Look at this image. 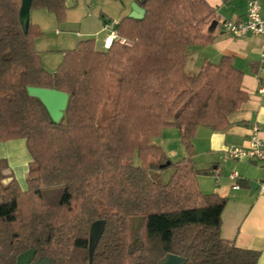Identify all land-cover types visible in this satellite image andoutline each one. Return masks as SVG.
I'll return each mask as SVG.
<instances>
[{
    "label": "trees",
    "instance_id": "1",
    "mask_svg": "<svg viewBox=\"0 0 264 264\" xmlns=\"http://www.w3.org/2000/svg\"><path fill=\"white\" fill-rule=\"evenodd\" d=\"M137 2L145 17L117 25L131 45L100 50L82 39L50 72L35 48L41 30L21 23L22 0H0V142L25 139L32 157L26 189L0 158V264L30 249L34 261L89 264L90 228L101 219L93 264H160L169 253L185 264H257L259 251L222 237L227 198L202 191L194 163L199 127L226 129L249 98L233 56L186 71L189 47L214 40L206 25L216 9L207 0ZM33 7L59 19L67 8L66 0ZM30 86L68 93L64 119L55 122ZM172 126L187 151L177 162L152 141ZM168 169L166 182L152 177Z\"/></svg>",
    "mask_w": 264,
    "mask_h": 264
},
{
    "label": "crops",
    "instance_id": "2",
    "mask_svg": "<svg viewBox=\"0 0 264 264\" xmlns=\"http://www.w3.org/2000/svg\"><path fill=\"white\" fill-rule=\"evenodd\" d=\"M207 2L216 9L215 17L206 25V32L214 40L206 46L189 47L186 70L197 74L205 60L218 63L223 55L233 56L235 65L244 73L243 86L249 98L229 115L226 129L214 130L205 125L199 127L194 138V163L201 170L198 180L202 191L207 194L218 193L227 198L222 213V237L239 248L259 251L257 264H264V194L259 192V184L264 182V163L247 158L233 159L227 154L230 146H246L249 143L255 124L259 126L260 135L264 138V95L258 91L259 78L262 75L261 38L256 35L232 38L219 30L223 20L239 21L245 18L248 0ZM130 11L132 10H126L124 16ZM116 21L119 22V19ZM104 47L106 49L105 40ZM177 131L175 135L179 136L181 133ZM183 154L181 159L187 156L185 152ZM0 158L8 160L19 184L26 189L29 164L32 161L26 140L0 142ZM215 170L220 172L219 184L213 174ZM233 171H238L241 175L240 187L237 189L233 188L234 180L230 178ZM9 180H5V183ZM34 257L35 250L30 249L17 257L16 264H33Z\"/></svg>",
    "mask_w": 264,
    "mask_h": 264
},
{
    "label": "rangeland",
    "instance_id": "3",
    "mask_svg": "<svg viewBox=\"0 0 264 264\" xmlns=\"http://www.w3.org/2000/svg\"><path fill=\"white\" fill-rule=\"evenodd\" d=\"M133 2L134 0H66L67 8L63 19H59L48 8L33 7L31 23L37 24L42 32L36 37L34 43L35 48L41 54L44 68L50 72L56 71L63 61L65 51L77 47L78 42L82 39L93 38L96 47L104 50V40L108 35L104 21L121 20L126 10H132ZM129 42L128 45H131L132 41L129 40ZM109 113L108 107L103 108L99 122L105 121ZM165 129L159 136L154 137L153 143L161 145L171 161L177 162L181 160L184 152L187 155L181 134L175 135L178 133V127L172 126ZM135 163L140 164L138 157L135 158ZM172 171V169H168L154 172L152 177L158 182H166Z\"/></svg>",
    "mask_w": 264,
    "mask_h": 264
},
{
    "label": "built area",
    "instance_id": "4",
    "mask_svg": "<svg viewBox=\"0 0 264 264\" xmlns=\"http://www.w3.org/2000/svg\"><path fill=\"white\" fill-rule=\"evenodd\" d=\"M264 0H248L246 7V15L244 19L239 21L223 20L221 21L219 30L231 36L232 38H243L248 35H256L261 38L260 50V73L258 91L264 95ZM118 22L116 20L105 23V28L108 30V35L105 39V46L109 48L115 42L122 44H130L129 40L119 35L117 31ZM253 132L249 143L246 146L232 145L227 149V154L233 159L254 160L264 163V138L260 135V128L258 125L253 126ZM217 184L220 182V172L214 171ZM230 178L234 180L233 188L240 187L239 180L241 175L238 171H233ZM259 192L264 194V182L259 184Z\"/></svg>",
    "mask_w": 264,
    "mask_h": 264
},
{
    "label": "water",
    "instance_id": "5",
    "mask_svg": "<svg viewBox=\"0 0 264 264\" xmlns=\"http://www.w3.org/2000/svg\"><path fill=\"white\" fill-rule=\"evenodd\" d=\"M33 0H22V6L20 9V20L25 31L28 30V24L30 23V11ZM144 1V0H140ZM146 15V9L143 8L139 2L134 1L132 4V11L129 17L142 19ZM28 92L32 96H36L42 100L47 107L50 116L55 122H60L64 119L65 111L67 109L69 95L66 92L57 89L43 88V87H28ZM137 225V219H136ZM106 221L96 220L92 223L90 228V243H89V264H93V256L96 246L104 232ZM186 258L174 253H169L160 262V264H185ZM33 264H53L48 257L40 258Z\"/></svg>",
    "mask_w": 264,
    "mask_h": 264
}]
</instances>
